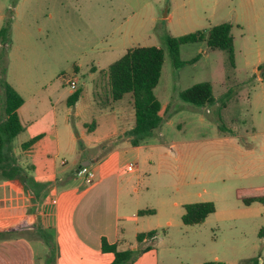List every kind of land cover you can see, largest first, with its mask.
Returning a JSON list of instances; mask_svg holds the SVG:
<instances>
[{
	"label": "rangeland",
	"instance_id": "rangeland-1",
	"mask_svg": "<svg viewBox=\"0 0 264 264\" xmlns=\"http://www.w3.org/2000/svg\"><path fill=\"white\" fill-rule=\"evenodd\" d=\"M241 2L0 0V29L6 22L10 23L4 42L0 41V52L4 53L7 65L5 80L25 99L19 110L25 130L14 139L13 148L19 162L26 167L35 159L23 155L22 143L31 139L38 129H46L49 136L43 149L49 151L52 165L60 170L65 167L61 164L65 159L71 171L78 151L87 147L89 138L102 136L118 125L119 120L123 121L120 104L127 103L130 94L118 100L114 110L100 109L110 103L106 101L109 65L133 47L164 48L165 60L155 88L161 103L168 104L163 111L164 120L141 143L139 157L134 153L122 154V164H138V170L126 176H131L130 183L139 189L136 193L131 188L132 195L122 197V213L131 214L136 207L156 211L151 218L153 227H161L154 242L159 264L207 261L246 264L262 250L260 231L264 223L242 218L239 208L244 205L236 195L237 187L250 182L241 175L256 168L253 165L260 163L259 156L264 157V87L249 79L251 72L239 52L241 29L234 24L233 34L237 39L234 67L226 51L212 49L206 42L182 44L178 57L181 64L176 65L166 45L167 34L178 37L234 22L243 16ZM195 57L198 58L193 61ZM72 77L78 78L77 89H82V96L70 107L65 96L70 90L67 80ZM202 81L212 82L218 104L197 107L181 98V91ZM230 90V96L225 97ZM4 100V90L0 87V118L5 117ZM222 100L227 105L224 109ZM54 107L65 139L59 153L51 126L55 120ZM30 121L38 123L30 127ZM95 121L98 124L95 134L85 133V124L92 128ZM221 124L227 131L235 132L234 136L224 138L219 131ZM71 135L73 148L68 142ZM120 136L91 149L94 156L101 159L113 147L124 148L126 137L124 133ZM16 181L22 184L23 180L20 177ZM6 182L14 180L0 177V183ZM257 182L264 185V176ZM24 187L29 193L31 190L30 201L36 207L50 206L49 185L35 188L26 183ZM251 193L243 192L245 196ZM198 201H213L216 211L202 223L184 224L185 205ZM229 211H233L232 217ZM36 229L43 234L44 230ZM48 234V240L34 241L40 264H44L48 255L51 264L55 263L54 247L44 256V243L54 244L53 233ZM29 235L40 237L38 233ZM149 243L152 241L139 247ZM137 260L133 264H156L151 254Z\"/></svg>",
	"mask_w": 264,
	"mask_h": 264
},
{
	"label": "crops",
	"instance_id": "crops-1",
	"mask_svg": "<svg viewBox=\"0 0 264 264\" xmlns=\"http://www.w3.org/2000/svg\"><path fill=\"white\" fill-rule=\"evenodd\" d=\"M239 8L240 12H243V16L235 18L234 22L231 21L233 28L236 24L241 29L239 52L244 57L245 66L251 72L249 79L255 80L261 87H264L263 70L259 69L260 65L264 63V0H242ZM233 36L236 57L237 39L234 34ZM73 92L74 90L70 87L68 95L65 96L66 102ZM81 96L82 93L75 105ZM116 102L100 106V109L114 110ZM167 106L168 104H162L161 115ZM120 107L124 110L122 123L119 120V124L113 125L104 135L95 139L89 138L87 147L78 151L74 168L71 171H68L66 166L68 161L65 159L61 162L65 166L64 168L60 170L55 168L51 163L49 151H44L43 145L46 143L49 131L38 129L31 134V139H38L29 149L25 151L22 149V153L26 156H34L35 160L32 163L34 169L31 174L37 182L49 185V189H51L50 206L36 207L30 201L33 198L31 190L29 193L28 189L16 180L0 183V231L19 229V227L25 231L24 234L0 238V264H40V257L34 241L44 242V237L37 231L36 228L38 227L46 233L50 231L53 233L54 264H111L115 255L113 252L103 250L102 241L104 237L110 244H117V248L120 250L134 249L141 245L137 240L138 234L161 228L160 225L152 226L151 215L155 214L156 211L143 215L139 213L140 210L151 208L136 207L131 214L122 213V197L131 196V188L136 193L139 192V189L132 182L130 183L133 178L126 176L135 173L138 170V164H135L134 171H127L126 166L130 163L125 164L126 166L122 164V154L124 152L134 153L136 157H139L143 145L133 146L125 139L123 141L124 148L113 147L101 159H98L96 155L94 156L95 151L91 150L96 148L98 144L113 140L134 127L135 109L132 97L127 98V103H121ZM226 107V103L221 105L223 109ZM53 109L55 120L51 125L52 134L55 133V144L57 153H59L64 147L65 139L60 131L55 107ZM95 122H93L92 128L89 127L88 123L85 124V133L95 134L94 132L98 127L97 122ZM36 123L38 121H30V127ZM219 131L226 139L229 135L234 136L233 134H235V132L227 130L222 131L220 128ZM67 134L69 135V132ZM73 141L74 138L71 135L68 141L71 148H73ZM85 151L89 153L85 155ZM253 152H249V154H253ZM57 153L55 157L58 156ZM258 159L260 163L257 164L258 162H256L253 165V167L257 165L256 168L241 175L243 180H250V182L247 181L245 186L237 187L236 195L244 205V208H239L241 217L254 219L257 222L261 220L260 222L264 223V202L255 201L246 204L242 200V197H245L243 194L245 191L252 192L250 196H264V185H259L257 182L258 178L264 176V157L260 158L259 156ZM82 163H88L96 172V178L91 184L85 183L82 178L76 175L77 168ZM42 196L45 197L46 195L42 194ZM228 214L232 217L234 213L229 211ZM29 233H38L40 237H33ZM260 235L262 250L256 257L245 260L246 264H253V260L256 261L259 257L264 259V228L261 229ZM133 239H135V243ZM44 247H46L44 256H47L50 252L48 241L44 243ZM148 254H151L155 263L159 264L155 258L157 257L155 245L154 249L142 254L137 261ZM49 260L48 255L43 263L49 264Z\"/></svg>",
	"mask_w": 264,
	"mask_h": 264
},
{
	"label": "trees",
	"instance_id": "trees-1",
	"mask_svg": "<svg viewBox=\"0 0 264 264\" xmlns=\"http://www.w3.org/2000/svg\"><path fill=\"white\" fill-rule=\"evenodd\" d=\"M233 24L231 22H223L212 26L207 31H195L178 37L171 34L166 35V45L171 57L176 65L181 64L179 61V48L184 43L206 42L212 49H221L228 53L231 66H235V45L234 36L232 34ZM10 30V23L6 22L0 29V41L4 42L5 36ZM198 57L193 59L196 60ZM165 60V50L163 47L156 45H145L133 47L126 51L119 59L111 63L108 67V102H116L124 98L126 94H131L133 106L135 109V125L132 129L124 132V136L133 146L140 145L147 137L153 135L163 122L164 117L160 114L162 103L155 94L162 67ZM262 76L264 77V63L260 65ZM7 65L5 55L0 52V87L4 90L5 100V117L0 118V177L16 180L22 178V184L29 183L35 188L47 186L38 183L31 172L34 169L33 164L24 166L19 162L14 152L13 141L24 131L25 126L19 115V108L24 103L23 96L5 80ZM82 89H76L68 97L69 106L75 105L80 98ZM231 90L225 97H229ZM181 98L193 106H205L214 104L217 99L213 92V85L210 81H202L196 83L180 93ZM224 97V98H225ZM223 99V98H222ZM224 105V100L221 101ZM222 131H226L224 124L219 125ZM232 132V131H231ZM121 137V136H120ZM38 138H33L22 143V149H29ZM111 140L103 142L108 143ZM242 200L246 204L255 201L264 202V196H245ZM216 211V205L213 201H198L185 205V213L182 215V221L186 225L199 224ZM140 214L155 213L154 209L140 210ZM25 231L19 229H9L0 231V238H7L14 235L24 234ZM159 230L154 229L148 232L138 234L137 240L140 244L152 241L145 246L120 250L117 244H110L104 237L102 248L104 251L113 252L115 258L111 264H133L142 254L154 249V242L157 239ZM42 236L48 240V233ZM50 248L52 249L53 245ZM50 257V256H49ZM52 259L49 260L51 264ZM203 264H218L217 261H207ZM253 264H257V260H253Z\"/></svg>",
	"mask_w": 264,
	"mask_h": 264
},
{
	"label": "built area",
	"instance_id": "built-area-1",
	"mask_svg": "<svg viewBox=\"0 0 264 264\" xmlns=\"http://www.w3.org/2000/svg\"><path fill=\"white\" fill-rule=\"evenodd\" d=\"M68 84L70 85L71 89L75 91L77 89L78 78H73V77L69 78ZM77 169L78 170L76 172V175L82 178V180L85 183L91 184L94 182L96 178V172L90 165H82L78 167ZM126 170L130 172L134 171L135 164L133 163L128 164L126 166ZM257 261H258V264H264V259L262 257H259Z\"/></svg>",
	"mask_w": 264,
	"mask_h": 264
},
{
	"label": "water",
	"instance_id": "water-1",
	"mask_svg": "<svg viewBox=\"0 0 264 264\" xmlns=\"http://www.w3.org/2000/svg\"><path fill=\"white\" fill-rule=\"evenodd\" d=\"M82 165H88V163H82V164L79 165V167L82 166ZM77 170H78V169H77Z\"/></svg>",
	"mask_w": 264,
	"mask_h": 264
}]
</instances>
